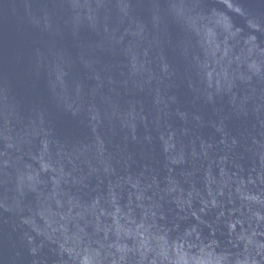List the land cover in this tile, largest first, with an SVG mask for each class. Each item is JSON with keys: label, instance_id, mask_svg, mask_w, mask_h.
Segmentation results:
<instances>
[{"label": "water", "instance_id": "obj_1", "mask_svg": "<svg viewBox=\"0 0 264 264\" xmlns=\"http://www.w3.org/2000/svg\"><path fill=\"white\" fill-rule=\"evenodd\" d=\"M0 264H264V0H0Z\"/></svg>", "mask_w": 264, "mask_h": 264}]
</instances>
